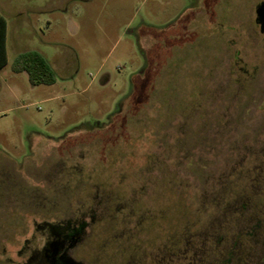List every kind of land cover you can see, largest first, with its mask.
Wrapping results in <instances>:
<instances>
[{"label": "rangeland", "instance_id": "obj_1", "mask_svg": "<svg viewBox=\"0 0 264 264\" xmlns=\"http://www.w3.org/2000/svg\"><path fill=\"white\" fill-rule=\"evenodd\" d=\"M263 1L0 0V264L45 221L82 223L95 264H264V175L213 194L264 144ZM29 50L55 84L13 72Z\"/></svg>", "mask_w": 264, "mask_h": 264}, {"label": "trees", "instance_id": "obj_2", "mask_svg": "<svg viewBox=\"0 0 264 264\" xmlns=\"http://www.w3.org/2000/svg\"><path fill=\"white\" fill-rule=\"evenodd\" d=\"M7 37H8V21L6 17L0 13V70H2L7 64H8V49H7ZM12 70L15 73H27L29 82L33 86H41V85H53L56 83L57 77H56V71L54 67L52 66L51 62L39 51L37 50H29L26 52H23L19 54L16 59L13 62ZM220 138H222V135ZM241 141L238 143L239 146L234 145V151L237 153V159L234 162V166L232 167L231 171L226 172L222 174L219 178L217 183H215V190L213 194L218 193L220 190L224 188L226 183L228 182H236L240 178H244L240 171L247 172L245 184L248 188L249 192H253L257 186L262 181V177L264 175V144L259 148H248L246 146L241 145ZM233 151V152H234ZM250 160L253 162V167L249 168H241L239 167L240 161ZM239 167V168H238ZM243 180V179H242ZM209 195H206L203 197L201 202V207L204 204H207L209 202L208 198ZM264 203V200L263 202ZM231 210L234 212V214L243 213L244 215L248 216V211H252L254 216L250 218L251 222H255L254 225H256V213L255 209L251 208L250 205H248V199H235L231 200ZM240 220V219H239ZM184 236L186 245L187 241L189 242H197L199 238L195 237L194 235H191L190 232L185 234ZM183 238V239H184ZM188 239V240H187ZM183 242V241H182ZM208 242V238H207ZM195 244V243H194ZM235 244V243H234ZM200 245V243H199ZM186 249V248H185ZM190 249H188L189 251ZM194 256V255H193ZM190 260L194 261V257ZM189 261V260H188ZM190 263V262H189ZM192 263V262H191ZM194 264V263H192Z\"/></svg>", "mask_w": 264, "mask_h": 264}, {"label": "flooded vegetation", "instance_id": "obj_3", "mask_svg": "<svg viewBox=\"0 0 264 264\" xmlns=\"http://www.w3.org/2000/svg\"><path fill=\"white\" fill-rule=\"evenodd\" d=\"M261 34L264 35V32H261ZM83 228L82 223L74 224L71 222L45 221L43 224H38L34 235L23 241L15 256L7 255L3 263L95 264L86 261L81 255ZM183 251L186 254V249H183ZM5 254L7 253L5 252Z\"/></svg>", "mask_w": 264, "mask_h": 264}, {"label": "water", "instance_id": "obj_4", "mask_svg": "<svg viewBox=\"0 0 264 264\" xmlns=\"http://www.w3.org/2000/svg\"><path fill=\"white\" fill-rule=\"evenodd\" d=\"M256 22L261 27V32H264V2H262L256 9Z\"/></svg>", "mask_w": 264, "mask_h": 264}, {"label": "crops", "instance_id": "obj_5", "mask_svg": "<svg viewBox=\"0 0 264 264\" xmlns=\"http://www.w3.org/2000/svg\"><path fill=\"white\" fill-rule=\"evenodd\" d=\"M7 41H8V37H7Z\"/></svg>", "mask_w": 264, "mask_h": 264}]
</instances>
